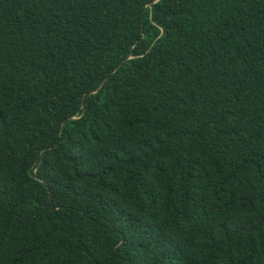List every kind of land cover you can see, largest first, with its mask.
<instances>
[{
  "label": "trees",
  "instance_id": "1",
  "mask_svg": "<svg viewBox=\"0 0 264 264\" xmlns=\"http://www.w3.org/2000/svg\"><path fill=\"white\" fill-rule=\"evenodd\" d=\"M0 264H264V0H0Z\"/></svg>",
  "mask_w": 264,
  "mask_h": 264
}]
</instances>
